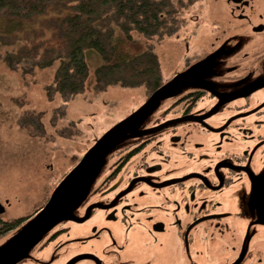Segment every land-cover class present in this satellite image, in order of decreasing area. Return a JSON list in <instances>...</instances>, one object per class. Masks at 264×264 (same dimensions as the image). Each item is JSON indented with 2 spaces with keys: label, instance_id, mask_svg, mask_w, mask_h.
Instances as JSON below:
<instances>
[{
  "label": "flooded vegetation",
  "instance_id": "obj_1",
  "mask_svg": "<svg viewBox=\"0 0 264 264\" xmlns=\"http://www.w3.org/2000/svg\"><path fill=\"white\" fill-rule=\"evenodd\" d=\"M206 6L210 26L194 40L202 57L120 122L176 75L198 82L185 77L109 139L107 171L79 202L66 205L73 184L60 185L96 142L33 210L0 199L2 260L264 264V0Z\"/></svg>",
  "mask_w": 264,
  "mask_h": 264
},
{
  "label": "rangeland",
  "instance_id": "obj_2",
  "mask_svg": "<svg viewBox=\"0 0 264 264\" xmlns=\"http://www.w3.org/2000/svg\"><path fill=\"white\" fill-rule=\"evenodd\" d=\"M173 2V34L146 39L132 33L158 58L163 82L202 57L194 40L210 26L206 0ZM40 32L0 37V199L9 198L22 213L41 205L90 146L152 91L144 84H118L95 92L94 74L101 61L91 54L84 94L63 98L54 83L60 62L42 67V51H33ZM186 83L183 78L176 86ZM108 162L105 158L90 174L86 191L101 181ZM6 244L1 242L0 250Z\"/></svg>",
  "mask_w": 264,
  "mask_h": 264
},
{
  "label": "trees",
  "instance_id": "obj_3",
  "mask_svg": "<svg viewBox=\"0 0 264 264\" xmlns=\"http://www.w3.org/2000/svg\"><path fill=\"white\" fill-rule=\"evenodd\" d=\"M173 1L180 2L0 0V37L41 30L33 51H42V67L60 62L54 83L65 99L84 94L91 54L101 61L94 74L95 92L118 84L157 88L162 80L158 58L132 33L146 39L173 34Z\"/></svg>",
  "mask_w": 264,
  "mask_h": 264
},
{
  "label": "water",
  "instance_id": "obj_4",
  "mask_svg": "<svg viewBox=\"0 0 264 264\" xmlns=\"http://www.w3.org/2000/svg\"><path fill=\"white\" fill-rule=\"evenodd\" d=\"M185 77H193V76L189 72H183L182 74L176 75L170 83L162 86V88L156 94H154L151 97L150 102L147 103L146 105H144L143 107H141V109L139 111H137V113H135L131 117V119L136 120L140 116L139 121H141V119H143V117L146 114V112H144V111H146L149 107H152L154 104H158L162 95H164L168 91L172 90L173 87H176V84L179 83ZM193 78L196 79V81L199 80V78H197L195 76ZM131 119H129L127 121L120 122L119 125H117L113 129L109 130L108 133L104 134V136L101 139L96 140L95 141L96 145L94 146V148H92L88 152V154L84 156V159L78 165L76 170L74 172H72L68 176V178L60 185V186L66 185V184H68V182H72V184H73L72 194L69 196V198L66 202V205H68L72 201L73 202H79L80 201V197H81L82 193L84 192L83 187L85 189L86 181H87L88 177L90 176V174L97 169V167L106 158V156L110 153V151L113 148L114 149L116 148V146H115L116 143H113L112 146L111 145L109 146V142L111 140L110 138L113 137V135L118 134L120 132V130L124 129L125 125L129 124L128 122H131ZM50 203L51 204L48 208L47 213L51 210V206L54 205V201L53 202L51 201ZM0 213H2V207L1 206H0ZM42 217L43 216H41V215L38 216L37 219H35V221L32 222V225H29L28 229L32 231L34 228L33 224L35 222H37L38 219H41ZM51 218H52L51 215L50 216L48 215L44 219L45 220H51ZM9 244L10 243H7L5 245V247H3L0 250V264H16L20 260V255H18V254H17V256L15 254H11L2 260V257H4V251L6 250V248L9 247Z\"/></svg>",
  "mask_w": 264,
  "mask_h": 264
}]
</instances>
